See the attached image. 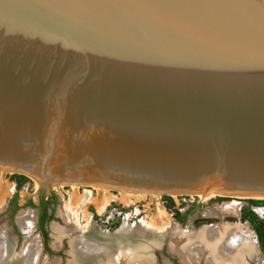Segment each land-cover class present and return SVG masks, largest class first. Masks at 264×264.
<instances>
[{
	"label": "water",
	"instance_id": "water-1",
	"mask_svg": "<svg viewBox=\"0 0 264 264\" xmlns=\"http://www.w3.org/2000/svg\"><path fill=\"white\" fill-rule=\"evenodd\" d=\"M0 168L264 196V0H0Z\"/></svg>",
	"mask_w": 264,
	"mask_h": 264
},
{
	"label": "rangeland",
	"instance_id": "rangeland-1",
	"mask_svg": "<svg viewBox=\"0 0 264 264\" xmlns=\"http://www.w3.org/2000/svg\"><path fill=\"white\" fill-rule=\"evenodd\" d=\"M5 184L11 189L2 196L0 195V236L3 234L6 237V252L1 256L0 263L4 257L10 256V264H16V256L18 260L23 257L25 246L30 243L33 248L35 247L34 254L31 253L33 258L31 256L30 264H66L69 257V244L72 256L68 264H79L80 258L78 256L75 258L71 247H75L74 240L77 237L84 235V225L87 220L83 217L74 220L75 217L71 215H74L72 211H78L74 209L79 205L78 196L86 190L90 197L83 206L85 208L83 211L85 210L86 215L89 213L92 224L98 230L114 232L123 223L126 215L128 223H134L142 218L149 219V215L155 211L165 218V225L169 230L157 237V240L151 244V254H148L152 257L154 264H189L190 262L183 261L182 257L170 248L171 240L176 241L179 237L195 236L198 231L194 230L200 226L211 224L203 229L206 230L212 225H216L218 229L220 227L224 229V225H230L229 223H234L235 226L231 225L242 231L247 230L246 234H251L254 240L257 253L256 263L249 260L246 264H264V196H227L214 193L203 197L193 194L143 191L144 198L137 200L130 198L128 200L134 201L131 203L127 199H124L125 201L119 199L121 193H126V190L91 185H77L73 189V185L76 184H59L41 189L37 180L30 176L0 168V187L2 185L4 188ZM70 193L74 194L71 198ZM106 195L111 198L114 195L116 199H111ZM101 197H105V202L100 200ZM226 202H238L236 211L224 213L220 207ZM96 203L103 204V206L105 204V206L100 207L99 204L96 206ZM24 211L31 220L33 218L28 230H24L17 221V214ZM191 240H188L187 248L191 244L190 249H193L189 252L197 247L200 249L194 240L193 242ZM176 242L177 246L181 245V240ZM204 253L203 251L198 254L191 264H211L208 252ZM122 259L124 264H127L125 263L129 260L127 255H123Z\"/></svg>",
	"mask_w": 264,
	"mask_h": 264
},
{
	"label": "bare ground",
	"instance_id": "bare-ground-1",
	"mask_svg": "<svg viewBox=\"0 0 264 264\" xmlns=\"http://www.w3.org/2000/svg\"><path fill=\"white\" fill-rule=\"evenodd\" d=\"M76 186L77 185H73V189ZM10 189L11 188L8 187L7 185L4 188L1 185L0 195L2 196L4 193L9 192ZM98 190H101V188H98ZM121 190H126V189H121ZM126 191H127L126 193L122 192L121 193L122 197L120 196V198L119 197L118 198L123 200L124 199L128 200L130 198H133L137 200L138 198H142L144 196L143 191H139V192L137 191L138 193H136V191L134 190H126ZM211 194L214 193L209 192L203 195V197H207ZM73 195H74L73 193H70L69 197L71 198ZM79 195L80 196H78V202H77L79 205L78 207L74 208L75 210L78 211L77 212L72 211L74 215L73 216L71 215V217H75L74 220L76 219L78 220L81 217L87 220L86 224L84 225V233H83L84 235L77 237L74 240L75 247H71L72 248L71 251L75 254V258L76 256L80 258L79 264H120V262L121 264H124L122 259L123 255H127L129 259L127 262H125L127 264H154L152 262V257L148 256L149 252L148 253L146 252L147 249L146 245L149 246L153 244L157 240L158 236L164 234V232L166 233L167 230H169L167 225H165V218L163 216H159L158 212L155 211L153 212V214L149 215L150 216L149 219L142 218L134 223H128L126 218L127 215H126L123 220V223L114 232H110L107 230H98V228L92 224V220L89 217V213L88 215H86L87 213L85 214V210L83 211V209H85L83 208V206L86 204L88 198L90 197L88 191L83 190L82 193ZM101 198L100 200H103L105 202L104 199L105 197H101ZM112 198L116 199L114 195L112 196ZM129 201L131 200H128V202ZM133 202L134 201L132 200L131 203ZM98 204L96 203V206ZM100 205L101 204H99V206ZM238 205H239L238 202H226L223 203L220 209L224 213L225 212L233 213L236 211L237 209L236 207H238ZM102 206L103 204L100 207ZM71 219L73 220V218ZM32 220L25 211L17 214V221L20 223V225L23 227L24 230H28L31 227ZM215 226L212 225L211 227L207 228L204 231H198L195 234V236H189L187 238L186 236H184V237H179V239L177 238L178 241L181 240L180 246L176 245L177 240L176 241L171 240L170 248L174 249L176 253H178L182 257L183 261L186 260L190 262L189 264H191L192 261H195L197 255L203 251L205 253L208 252V259L210 260L211 264H225V263L246 264L249 260H252L256 263L257 253L254 247V242H253L254 240L252 239L251 234H246L247 230L242 231L240 228L234 227L235 225L234 226L224 225V229L223 227H220L218 229V227ZM23 229L21 228L22 231H24ZM5 236L7 235L5 234ZM189 239L194 240V243L197 246H199L200 249L197 247V249H194L192 252H189L191 251V249H193V248L190 249V247H192L191 244L190 247L187 248V245L189 244L188 241ZM191 241L190 243L193 242ZM195 244L194 246H196ZM5 246H6V237H4V235L2 234L0 236V259L1 256H3L6 252ZM34 248L32 244L28 243V245L25 246L24 249V256L21 257L19 260H18V256H16L17 257L16 264H24V263L30 264L29 261L31 260V256L34 254ZM144 252H146L147 254ZM68 253H69V257L67 259V262L69 263V259L72 256L70 253V244H69ZM10 261H11L10 256L4 257V259L1 261L0 264H10Z\"/></svg>",
	"mask_w": 264,
	"mask_h": 264
},
{
	"label": "trees",
	"instance_id": "trees-1",
	"mask_svg": "<svg viewBox=\"0 0 264 264\" xmlns=\"http://www.w3.org/2000/svg\"><path fill=\"white\" fill-rule=\"evenodd\" d=\"M40 222H41V221L39 220V224H40Z\"/></svg>",
	"mask_w": 264,
	"mask_h": 264
}]
</instances>
